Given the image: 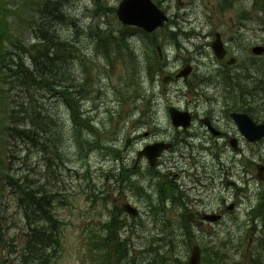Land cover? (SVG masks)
<instances>
[{
	"label": "rangeland",
	"instance_id": "rangeland-1",
	"mask_svg": "<svg viewBox=\"0 0 264 264\" xmlns=\"http://www.w3.org/2000/svg\"><path fill=\"white\" fill-rule=\"evenodd\" d=\"M2 1L8 10L7 14L9 15L6 17V22L7 30L9 24L11 34L24 44L39 43L36 35L42 34L39 30L41 23L43 34L48 35L55 31L64 41L74 42L78 46L81 53L73 60V67L79 79L83 77L90 79L96 75L97 84L93 89L94 93L86 99L83 98L84 100L81 99L80 106L85 111V118L89 119L87 113L89 108H91V114H96V118L90 120L96 129L100 127L97 138L86 129H79L75 132L76 125L70 120L71 110L62 98L53 95L44 87L33 88L35 96L33 98L40 104L39 109L43 112V116L46 118L47 115H50L53 118L51 124L62 126L65 130V164L59 162L50 164L51 159H49L47 151H44L41 146L33 147L18 136H12L8 140L9 146L16 156L12 159L13 170H16L14 175H19L17 171L19 169L21 173H31V179L38 183L39 187L45 186L46 191L59 194L52 209L56 218L61 222L62 251L56 264H96L90 260L86 251L89 247L87 235L99 221L109 219L111 209L115 207L120 209L126 200L125 194L117 195L114 190L113 198L117 201L113 207L105 208L108 204L103 205L99 201L96 192L104 191L107 187H110V190L114 188V181L110 177L111 174L118 171V168L110 153L103 154L93 151L90 154V146H95L98 138L103 142L110 139L114 143L120 139L126 141L128 136L140 133V129L134 133L130 128L137 125L135 122L141 115L143 109L141 97H145L147 94L154 97L148 82H145L138 90L133 89L136 85L133 82V75L129 76L132 72H126L120 61L109 64L105 57L96 54L97 40L95 41V39L99 38L97 28L122 29L116 13L113 12L118 8L121 0H58L63 5L61 8L63 17L65 16L63 21V17L58 18L57 16L60 5L52 17L49 14L50 11H45V5L48 6V3L54 0ZM161 1L167 8L172 21L167 30L157 34L156 40L165 50L164 54L171 57L172 61H177L173 68L191 58L195 62L199 60L198 72L206 74L204 76L214 75L218 64L211 44L217 32L225 36L224 41L227 47L237 53L238 66L244 63L257 66L264 64V55L256 56L250 52L256 45L264 46V9L261 10L264 0H231L233 5L229 9L228 7L225 9V6L222 7V0H181L183 5L178 0ZM56 18L58 19L56 20ZM178 24L177 32L180 34V45L168 30L169 27ZM37 27L39 31H37ZM181 32L187 33L190 37L182 35ZM233 35H244L242 39L238 38L242 42L231 41ZM141 36L140 32H137V35L132 38V42L138 48L141 59H144L149 53V44L144 42ZM166 50L167 52H169L168 50L172 51L166 53ZM196 51H200L203 57L197 60L192 58L194 55H199L195 53ZM16 52H20V50ZM121 54L128 56L126 51H121ZM23 60L25 63L27 60V65L31 66V70H35V64L27 55H23ZM84 68L87 71L86 74H82ZM168 73L165 71L162 78ZM36 75L40 77L39 73ZM142 76L140 74L138 84L141 82ZM16 88L12 91L16 101L28 103L29 97L25 86L18 83ZM159 88L161 90V87ZM164 88L163 86L162 90ZM222 88L211 90V101H206L207 99L201 101L203 113L209 112L212 107L213 114H224L222 106L227 101V93ZM182 98L187 100L193 97L182 95ZM211 103L213 104L210 105ZM110 120H112L116 131L109 138L100 131L105 133L104 130L111 126ZM140 139L143 140V138ZM261 145L245 144V152L242 155L229 150L222 158L225 162L222 175L227 177L224 181H221L222 179L219 177L220 166L215 165L214 161L212 163L209 154L200 151L201 162H206L207 168L199 169L201 176L199 177L200 182H196L199 184L198 189L202 184L206 186L208 184L207 196L212 200L215 208L223 204L226 209L234 204L236 209L234 212H227L219 224L207 226V230L196 233L192 241L183 242L174 238L178 245V252H181L180 249L183 250L181 257L185 259L188 251L191 252L192 245L209 241L210 237L216 234L217 238L220 235L226 237V240L221 243L222 248L235 249L229 251V257L221 263L219 261L220 264H237L242 261L238 254L239 242L237 238L245 243V249L242 252L245 253V257L249 256L253 249L254 258L264 262L261 258V245H264V183L258 181L256 166L252 162L256 160L264 163V150L261 149ZM141 146L139 143L134 150ZM216 154L217 150H213V159H217ZM26 161L32 164L31 168L24 164ZM247 170H252V172H247ZM205 174L217 175L218 178L214 181L215 177L213 176L214 178L208 183L204 177ZM119 179L121 180V177L117 179L116 184ZM212 182L214 183L213 187L211 186ZM231 182H235L236 186H231ZM222 183L226 184V186L224 185L227 193L225 201H222L219 196ZM206 186L204 187L206 188ZM242 186L245 188L243 192L239 190ZM14 191V187L6 185L0 193L2 196L0 201V264H7L1 261L5 255L11 264H15L19 260L24 247V235L28 233V221L24 216L25 209L19 207V197ZM1 228L3 229L2 233ZM179 228L180 226L176 227V233H172L181 237L183 233ZM211 230L212 232L209 233ZM93 231L96 232L97 228ZM4 244H6V250H1ZM206 253L208 252L206 251ZM138 258L136 257V259ZM17 263L19 264L20 261ZM205 264L207 263L205 262Z\"/></svg>",
	"mask_w": 264,
	"mask_h": 264
},
{
	"label": "flooded vegetation",
	"instance_id": "flooded-vegetation-1",
	"mask_svg": "<svg viewBox=\"0 0 264 264\" xmlns=\"http://www.w3.org/2000/svg\"><path fill=\"white\" fill-rule=\"evenodd\" d=\"M222 1L228 9L233 5L231 0ZM239 37L243 38L244 35ZM224 38L225 36L221 35L223 42ZM225 49V57L216 58L218 67L215 68L214 75L207 76L198 72L197 59L203 57L201 52L196 51L195 53L199 55L192 57L197 60L196 62L190 58L176 68L173 66L177 61L160 58L169 72L168 76L162 78L161 86L165 88L161 89L162 91L158 89L160 76L151 79L149 87L154 97L147 94L143 98V109L138 121L135 122L137 125L130 128L134 133L139 129L141 132L130 135L128 147L126 148V141L122 148L123 164L128 173L125 182L126 202L132 208L138 209L137 215L126 213V220L132 233L141 229L146 234L142 243L145 247L141 264H160L159 249L163 248L160 237L165 232L176 233V227L180 226L183 234H196L213 225L206 219L207 215L220 214L222 218L216 222L217 224L225 218L228 208L225 209L223 204L214 207L212 200L207 196L209 185L202 184L200 189L197 187L199 184L196 182H200L201 176L199 169L207 168L206 162H201L200 151L209 154L212 163L214 161L215 165L220 166L219 177L224 181L226 178L222 174L225 162L222 158L229 150L242 155L245 152V144L251 146L262 144L261 149L264 150V138L256 143L247 141L231 115L232 111H237L235 102L244 98L251 111H254L255 107L258 109L257 88L254 86L256 69L247 70L245 63L238 66L237 53L228 49L226 43ZM189 64L193 66V71L185 78L176 79L180 70ZM165 80L167 82H164ZM231 81L238 82L241 87L236 92L232 91L229 102L222 106L224 114H213L212 107L209 112L203 113L200 98L209 95L210 101L211 90L223 87L222 90L226 91L225 84H230ZM182 95L197 98L185 100ZM172 109L191 113L187 128L176 126L175 119L178 116H172ZM251 116L254 123L264 124V116L257 114ZM139 143L142 146L134 150ZM156 144H167L170 147L157 159L149 155H140L141 151ZM213 150H217V159H213ZM153 161L155 165H152ZM205 175L208 183L214 177V181L218 178L213 174ZM224 185L226 186L224 183L221 184L219 191L222 201H225L227 194ZM211 186H214L213 182ZM239 190L243 192L244 186ZM250 256L251 254L245 257L247 261Z\"/></svg>",
	"mask_w": 264,
	"mask_h": 264
},
{
	"label": "trees",
	"instance_id": "trees-1",
	"mask_svg": "<svg viewBox=\"0 0 264 264\" xmlns=\"http://www.w3.org/2000/svg\"><path fill=\"white\" fill-rule=\"evenodd\" d=\"M48 4L45 5V11H50L51 17L54 16L55 11H58V5L60 11L57 16L63 17L61 12L63 5L60 1L54 0ZM263 9L262 4L261 10ZM7 12L3 1L0 0V193L6 185L14 187V192L19 197L18 205L25 209L28 234L25 236L26 245L23 248L21 264H56L62 246L60 222L52 210L56 193L46 191L45 186L39 188L31 179V173H21L19 169L17 170L19 175H14L16 170H13L12 159L16 156L8 140L12 136H18L33 147L41 146L47 151L51 159L50 164L58 162L64 164L65 130L62 126L51 124L53 118L50 115L46 118L43 116V112L39 109L40 104L33 98L35 97L33 88L44 87L53 95L62 98L73 112L76 130L86 128L97 138L99 131L97 132L93 124L83 118L84 116H80L78 109L80 100L94 93L93 89L97 84L96 75L89 77L90 79L88 77L79 79L73 67V60L81 53L78 46L74 42L64 41L55 31L48 35L43 34L41 23L39 30L42 34L36 35L39 43L24 44L11 34L9 24L7 30L6 17L9 15ZM64 18L65 16L62 21ZM39 30L37 27V31ZM137 31L141 35L151 37L142 30L123 26L121 30L111 29L109 32H104L102 29L98 33L99 38L95 39L97 55L105 57L109 64L120 61L126 72H132L129 76L133 75L135 90L140 87L137 82L140 81V74L142 76L151 72L156 67L157 61V58L151 54L155 50L152 45L150 48L152 51L148 50L150 54H147L145 60H141V55H138L139 51L132 42V37ZM17 50L20 52H16ZM121 51H126L129 57L121 54ZM23 55H27L33 61L35 70H31L27 60L26 63L24 62ZM37 73L40 77L36 75ZM83 73H87L85 68ZM18 83L25 86L29 97L28 103L16 101V97L12 94V91L17 89ZM100 133L104 134L103 131ZM98 146L105 147V144L100 141ZM29 163V161L24 162L28 168H31L32 164ZM1 199L0 194V201ZM104 229V233L90 236L89 253L92 261L94 262L95 258L100 264H122L127 258V247L117 225L112 227L106 224ZM2 230L1 228V233Z\"/></svg>",
	"mask_w": 264,
	"mask_h": 264
},
{
	"label": "water",
	"instance_id": "water-1",
	"mask_svg": "<svg viewBox=\"0 0 264 264\" xmlns=\"http://www.w3.org/2000/svg\"><path fill=\"white\" fill-rule=\"evenodd\" d=\"M117 14L120 21L124 24L141 27L147 32H153L156 29L163 27L165 22L168 21V17L166 16V14L155 5L153 0H123L119 6ZM213 49L219 58H223L224 47L220 40V35H218V39L213 44ZM263 52L264 48L262 47H257L254 49V53L256 54H261ZM177 114L179 115L180 113L178 112ZM187 115L188 114H186V116ZM238 117L240 118V120L238 121L242 125H253V123L249 121L246 116L239 115ZM178 123V125L187 126L189 124V120L179 118ZM245 132L247 135H249V130L247 128H245ZM165 148L166 146L160 147V153ZM259 169L260 173L258 177L259 179H264V167L260 166ZM213 219L216 218L213 217ZM200 259V252L198 249H196L194 250V254L190 260V264H199Z\"/></svg>",
	"mask_w": 264,
	"mask_h": 264
},
{
	"label": "bare ground",
	"instance_id": "bare-ground-1",
	"mask_svg": "<svg viewBox=\"0 0 264 264\" xmlns=\"http://www.w3.org/2000/svg\"><path fill=\"white\" fill-rule=\"evenodd\" d=\"M26 244H24V246H25Z\"/></svg>",
	"mask_w": 264,
	"mask_h": 264
}]
</instances>
